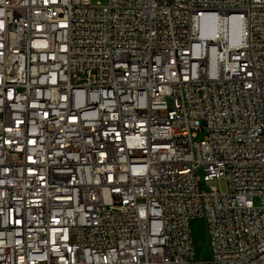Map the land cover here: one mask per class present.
Returning <instances> with one entry per match:
<instances>
[{
    "label": "built area",
    "instance_id": "obj_1",
    "mask_svg": "<svg viewBox=\"0 0 264 264\" xmlns=\"http://www.w3.org/2000/svg\"><path fill=\"white\" fill-rule=\"evenodd\" d=\"M0 264H264V0H0Z\"/></svg>",
    "mask_w": 264,
    "mask_h": 264
},
{
    "label": "rangeland",
    "instance_id": "obj_2",
    "mask_svg": "<svg viewBox=\"0 0 264 264\" xmlns=\"http://www.w3.org/2000/svg\"><path fill=\"white\" fill-rule=\"evenodd\" d=\"M97 0H91V2H96ZM104 1V0H100ZM203 134L197 137V140L202 138ZM211 186L224 190V182L222 180H213ZM192 238L197 253L198 259L209 260L210 259V249L208 243V236L204 227V223L201 220H195L191 224Z\"/></svg>",
    "mask_w": 264,
    "mask_h": 264
}]
</instances>
